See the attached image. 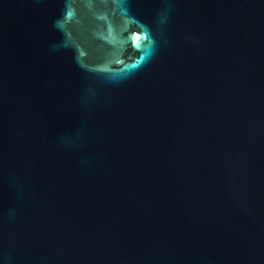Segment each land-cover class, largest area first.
<instances>
[{"label":"water","instance_id":"obj_1","mask_svg":"<svg viewBox=\"0 0 264 264\" xmlns=\"http://www.w3.org/2000/svg\"><path fill=\"white\" fill-rule=\"evenodd\" d=\"M0 264H264V0H0Z\"/></svg>","mask_w":264,"mask_h":264}]
</instances>
